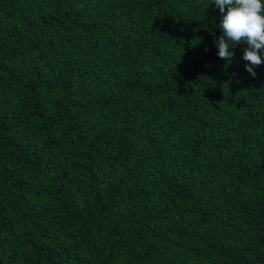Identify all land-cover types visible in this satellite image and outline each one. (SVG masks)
Masks as SVG:
<instances>
[{
	"label": "trees",
	"instance_id": "16d2710c",
	"mask_svg": "<svg viewBox=\"0 0 264 264\" xmlns=\"http://www.w3.org/2000/svg\"><path fill=\"white\" fill-rule=\"evenodd\" d=\"M212 0H0V264H264V63Z\"/></svg>",
	"mask_w": 264,
	"mask_h": 264
},
{
	"label": "clouds",
	"instance_id": "9594fccd",
	"mask_svg": "<svg viewBox=\"0 0 264 264\" xmlns=\"http://www.w3.org/2000/svg\"><path fill=\"white\" fill-rule=\"evenodd\" d=\"M221 14L216 28L221 35L214 40L218 58L225 67L232 62L236 45L242 49L245 70L252 78L255 69L264 63V0H212Z\"/></svg>",
	"mask_w": 264,
	"mask_h": 264
}]
</instances>
